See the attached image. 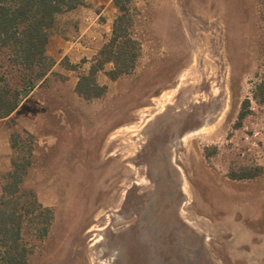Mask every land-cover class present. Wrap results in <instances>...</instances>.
I'll return each mask as SVG.
<instances>
[{
  "label": "rangeland",
  "instance_id": "rangeland-1",
  "mask_svg": "<svg viewBox=\"0 0 264 264\" xmlns=\"http://www.w3.org/2000/svg\"><path fill=\"white\" fill-rule=\"evenodd\" d=\"M132 5L141 54L130 73L112 80L107 63L104 95L77 92L98 54L69 48L85 29L78 12L99 14L80 39L98 52L120 14L87 0L57 15L47 54L58 64L0 119V197L32 146L24 186L54 211L45 237L24 227L28 264H264L261 0Z\"/></svg>",
  "mask_w": 264,
  "mask_h": 264
},
{
  "label": "trees",
  "instance_id": "trees-1",
  "mask_svg": "<svg viewBox=\"0 0 264 264\" xmlns=\"http://www.w3.org/2000/svg\"><path fill=\"white\" fill-rule=\"evenodd\" d=\"M86 1L0 0V119L9 117L53 67L47 46L57 15ZM261 2L264 8V0ZM114 3L120 14L114 20L112 35L94 58L89 72L81 75L77 84V92L87 99L106 93L107 86L99 84L97 75L107 63L114 64L107 75L116 80L132 71L141 54V42L132 30V0H114ZM10 59L13 64L7 71L5 60L10 63ZM256 99L264 103V81L257 86ZM16 145L14 143L13 147ZM32 149L31 146L28 156L13 160L2 187L0 264H28L31 249L24 238L25 225L29 224L34 230L36 227L37 236L43 238L54 219L53 209L44 206L35 191L24 186L33 163Z\"/></svg>",
  "mask_w": 264,
  "mask_h": 264
},
{
  "label": "crops",
  "instance_id": "crops-1",
  "mask_svg": "<svg viewBox=\"0 0 264 264\" xmlns=\"http://www.w3.org/2000/svg\"><path fill=\"white\" fill-rule=\"evenodd\" d=\"M114 1V0H113ZM79 7H77V8H74V9H72V10H76V9H78ZM72 10H69V11H72ZM94 10V9H93ZM92 9L90 10V9H87V10H84V12L82 11L81 12V10L79 11V12H81V13H79L78 12V16H80V23H81V25L83 26V28H85L83 31H81L82 33L78 36V37H76V41H74V42H72L71 43V45H70V47L69 48H71V49H73V51H72V54L74 55V56H77L76 58L78 59L79 57H78V55H80V53H81V55H80V57H84V56H86L88 59H92V58H94V56H96V54L98 53V49L96 50V49H90V47L89 46H83L82 45V42H80V39H81V37H83L84 35V32L85 33H87L88 31H90L91 29H97L99 26H100V24H99V22H98V20H97V16L99 15V14H97V15H95L96 13L93 11ZM83 41V40H82ZM84 41H86V40H84ZM50 42H52V39L50 38V40H49V43L48 44H50ZM59 44H61V45H63V47L65 46V45H67V43L65 44V41L64 40H60V42H59ZM75 47V48H74ZM67 48V47H66ZM47 51H48V46H47ZM48 53V52H47ZM73 61H75V60H73ZM58 63H56V64H54L53 65V67L51 68V70L49 71V73L53 70V69H55V67H56V65H57ZM75 70L74 69H66V71H65V73H67V74H69V75H73V72H74ZM49 73L47 74V76L46 77H48V75H49ZM20 107V106H19ZM18 107V108H19ZM17 108V109H18ZM16 109V110H17ZM15 110V111H16ZM14 111V112H15ZM13 112V113H14ZM12 113V114H13ZM11 114V115H12ZM10 115V116H11ZM9 116V117H10ZM9 117H6V118H2V119H7V118H9Z\"/></svg>",
  "mask_w": 264,
  "mask_h": 264
},
{
  "label": "built area",
  "instance_id": "built-area-1",
  "mask_svg": "<svg viewBox=\"0 0 264 264\" xmlns=\"http://www.w3.org/2000/svg\"><path fill=\"white\" fill-rule=\"evenodd\" d=\"M260 133H261L260 131H256L254 134H252L253 137H255V138L257 137V138L251 142V145H252L251 148L258 149V151H259V148H260V144H259V140H258V136H259Z\"/></svg>",
  "mask_w": 264,
  "mask_h": 264
},
{
  "label": "bare ground",
  "instance_id": "bare-ground-1",
  "mask_svg": "<svg viewBox=\"0 0 264 264\" xmlns=\"http://www.w3.org/2000/svg\"><path fill=\"white\" fill-rule=\"evenodd\" d=\"M211 114H212V113H211ZM220 114H221V113H220ZM215 115H216V114H214V116H215ZM211 116H212V115H211ZM214 116H213V117H214ZM203 124H204V123H203ZM204 125H207V124H204ZM210 125H211V124H210ZM208 126H209V125H208ZM201 127H202V126H201ZM201 127H200V129H201ZM205 127H206V126H205ZM206 129H207V128H206ZM196 132H197V131H196Z\"/></svg>",
  "mask_w": 264,
  "mask_h": 264
}]
</instances>
